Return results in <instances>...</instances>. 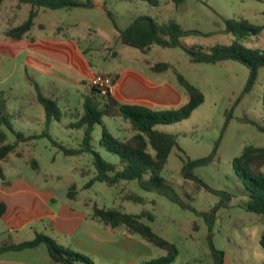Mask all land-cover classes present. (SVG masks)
Returning a JSON list of instances; mask_svg holds the SVG:
<instances>
[{
    "label": "rangeland",
    "instance_id": "rangeland-1",
    "mask_svg": "<svg viewBox=\"0 0 264 264\" xmlns=\"http://www.w3.org/2000/svg\"><path fill=\"white\" fill-rule=\"evenodd\" d=\"M28 10V5L16 8L15 0H2L0 6V102L4 103L15 129L29 134L44 128L43 121L40 122L44 117L41 118L43 108L36 97V83L40 86V92L55 99L64 112L59 121L50 123L51 136L67 147L77 148L83 132L69 124L75 121L72 118L74 116L70 117L71 114L80 113L83 109L84 95L26 61L29 39H75L76 46L82 52L83 49L85 51L84 58L91 72L113 75L129 69L155 81L167 79L187 95L176 79L175 71L180 73L202 91L204 100L188 118L156 126L158 130L175 134L178 143V147L169 153L161 175L197 212L207 211L219 201V196L203 187L197 188L191 180L185 179L181 167L183 160L205 157L215 148L213 160L193 170L209 187L233 193L229 205L217 210L212 242L224 252V264H264V248L259 243L264 219L242 207L247 199L246 192L231 163L245 145L264 147V132L240 120L247 117L264 124V68L258 70L252 89L244 92L249 70L238 61L191 62L179 47L153 45L144 53L117 40V30L124 29L138 15H149L160 21L173 17L184 29L192 31L181 38L182 43L198 46L208 52L215 44L230 43L231 38L225 32L223 21V18H230L262 25L261 32L250 37L246 45L264 49V0H185L179 5H175L172 0H159L157 6L143 0H93L87 7L40 9L35 26L23 39L5 36V29L21 24L27 18ZM44 57L54 60L52 63L56 67H64L72 73L73 63L64 59L61 61L53 55ZM157 61L168 62L173 68L161 72L151 70L149 63ZM47 63L51 64L49 61ZM174 100L169 98L171 103L165 105L152 104L155 107L153 109L182 105ZM99 101L102 102V98ZM102 122L114 136L124 138L129 133L124 128L125 121L120 117L103 116ZM0 130L5 133V143L15 142V135L5 126L1 125ZM100 131L101 125L96 124L93 130L95 148L106 159L117 161L116 155L98 145ZM1 167L5 179L16 185H30L36 190L38 200L47 195V207L52 211L61 210L60 216L63 217L68 214L89 217L94 205L120 208L133 214L148 210L154 215V220L142 218L141 221L178 248V255L170 264H213L207 241V226L202 216L191 209L181 208L162 195L142 189L136 181H121L114 186L94 181L89 187H84L95 174L89 154L64 155L46 137H41L18 142L15 150L1 161ZM82 168L87 170L85 174L80 173ZM262 171L264 173V166ZM0 186L6 188L1 177ZM72 186L74 196L69 194ZM125 193L141 196L143 201L124 199ZM31 203L32 200L28 201L29 205ZM49 221L51 219L45 213L42 219L26 224L12 236L20 241L32 239V228H37V231L52 237L58 244L67 245L69 237L60 231L54 233L58 230ZM194 222L197 224L196 229L193 228ZM135 236L138 253L130 258L131 263L138 264L166 255L164 249L141 239L139 235ZM38 248L46 253L45 244ZM89 257L95 264H113L98 256Z\"/></svg>",
    "mask_w": 264,
    "mask_h": 264
},
{
    "label": "trees",
    "instance_id": "trees-1",
    "mask_svg": "<svg viewBox=\"0 0 264 264\" xmlns=\"http://www.w3.org/2000/svg\"><path fill=\"white\" fill-rule=\"evenodd\" d=\"M137 1V0H125ZM149 5L157 6L159 0H143ZM175 5H179L185 0H172ZM93 0H15V7L28 5L27 18L17 26H10L3 32L11 39H22L35 26L40 9H71L92 4ZM2 0H0L1 6ZM110 15V13L108 12ZM225 32L231 38L229 44H215L210 51H203L198 46H187L182 43L181 38L192 33L184 29L175 18L170 17L166 21H160L149 15H138L124 28L118 29L117 40L129 47L136 48L147 53L151 46L157 45L165 48L179 47L189 57L191 62L216 63L223 60H235L245 65L248 70V79L244 87V92L252 89L258 75V70L264 68V49L249 47L246 45L250 37L257 35L263 29L262 25H254L246 20H234L223 18ZM153 71L161 72L173 68L164 61L149 63ZM102 73V72H101ZM177 82L185 89L188 100L177 108L153 109L139 103H116L111 94L103 96L99 91L90 87V92L83 99V110L71 127L83 130L79 147L70 148L53 138L49 132L50 123L59 121L63 116V111L59 108L56 100L43 95L38 85L35 83L37 101L44 111V128L40 132L25 134L22 130H17L5 109L4 103L0 102V126H5L16 137L14 143H5V133L0 130V177L5 184L1 161L8 153L15 150L18 142L33 141L41 137H46L52 146L56 147L64 155L73 156L89 154L95 174L84 187H89L94 181L104 182L109 186H114L121 181H136L139 187L146 191L166 197L171 202L183 209H191L197 215L202 216L207 226V241L213 264H224V252L214 246L213 226L216 220L217 210L227 207L233 197V193L225 190H218L209 187L193 170L198 166L210 163L216 149L201 158L185 159L181 167L182 176L191 180L197 188L203 187L219 196V201L207 211L197 212L196 209L185 201L175 190V188L161 175L167 163L169 153L174 147H178L175 134L164 132L156 128L159 124H169L179 122L188 118L191 112L203 102L202 91L186 80L180 73L175 71ZM107 74V73H104ZM102 98V102L99 101ZM262 105L264 117V88L262 92ZM103 116L120 117L129 123L131 134L128 137L120 138L114 136L108 128L103 125ZM250 123L259 131L264 132V124H259L247 117L240 119ZM96 124L101 125L98 145L117 156V161H111L103 157L93 144V130ZM232 167L246 192V202L242 207L249 212L260 215L264 219V147L245 145L239 155L231 160ZM86 169L80 170L85 174ZM70 195H75L74 187H71ZM124 199L142 202L141 196L125 193ZM6 205L0 201V217L4 214ZM94 220L105 227L124 228L131 235H139L141 239L166 251L162 257L151 258L138 264H170L177 255L178 248L175 243L158 235L152 228L141 221L147 218L154 220V215L148 210L140 213H126L120 208H103L93 206L89 215ZM193 228L197 224L193 223ZM260 245L264 248V229L259 238ZM39 244H45L48 255L54 263L60 264H95L87 255L74 251L70 247L58 244L53 238L43 233H36L32 240L18 243L4 241L0 245V252L19 251L26 248H34ZM135 264V263H133Z\"/></svg>",
    "mask_w": 264,
    "mask_h": 264
},
{
    "label": "crops",
    "instance_id": "crops-1",
    "mask_svg": "<svg viewBox=\"0 0 264 264\" xmlns=\"http://www.w3.org/2000/svg\"><path fill=\"white\" fill-rule=\"evenodd\" d=\"M40 25L42 24H39V26ZM28 41L26 47L28 48L26 55L27 62L39 66L43 71L53 75L52 77L61 79L71 87L76 88V90H79L84 97L89 94L90 85L88 80L95 72L90 71L91 69L84 58L85 51L83 49V53L76 46L77 42L75 39L61 41L56 39L36 40L32 38ZM31 51L33 53H31ZM48 55L57 56L61 61L64 59L67 62L73 63L74 66L72 68V73L64 67H56V64L52 63L54 60L44 57ZM68 58H70V60ZM47 61L51 62V64H48ZM111 76L115 79V88L111 97L119 104L139 103L155 108L153 107L154 104H170L171 102L169 101V98H174V101L177 100L181 102L182 105L188 100V96L182 90L177 88L174 83L167 79L155 81L149 79L140 72L129 69L120 71ZM59 96L60 95H58V97ZM80 113L76 112L69 116H74L72 118L75 120L76 116ZM43 117L44 111L41 118ZM41 120L43 121L42 123H44V119H40V122ZM124 128L127 131L129 130V133L126 136L128 137L131 134V131L127 121H125ZM8 182V184H5L3 181V186H6V188L0 186V201H3L6 205V210L0 217V245L4 241L14 243L22 242L14 239L12 234L19 232L26 224L42 219L45 213H48V216L51 219L49 223L52 227L58 230H55L54 233L60 231L59 233L69 237V243L63 246L70 247L74 251L83 253L87 256H98L99 258L113 264H133L130 262V258L138 253L137 236L131 235L124 228L112 229L104 227L102 224L91 220L89 217L83 216L82 214H68L66 217H63V215L60 216L61 210L52 211L47 207V195L41 196V199L38 200L36 190L30 185L26 183H18V185H16L10 181ZM30 200H32L31 205L28 204V201ZM32 230L34 231V237L36 233H41L40 231H37V228H32ZM39 246H41V244L34 248H26L19 251L0 252V264L54 263L48 255L47 248L45 253L38 250Z\"/></svg>",
    "mask_w": 264,
    "mask_h": 264
},
{
    "label": "built area",
    "instance_id": "built-area-1",
    "mask_svg": "<svg viewBox=\"0 0 264 264\" xmlns=\"http://www.w3.org/2000/svg\"><path fill=\"white\" fill-rule=\"evenodd\" d=\"M90 87L96 88L103 96L112 94L115 88V79L104 73H94L88 80Z\"/></svg>",
    "mask_w": 264,
    "mask_h": 264
}]
</instances>
